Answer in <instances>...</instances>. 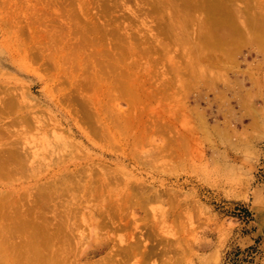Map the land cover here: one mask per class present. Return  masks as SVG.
Wrapping results in <instances>:
<instances>
[{"label": "rangeland", "instance_id": "1", "mask_svg": "<svg viewBox=\"0 0 264 264\" xmlns=\"http://www.w3.org/2000/svg\"><path fill=\"white\" fill-rule=\"evenodd\" d=\"M140 1H142L143 4L142 2L139 3ZM162 1L164 0H147V6L150 5L148 8L146 6V0H0V50L2 49L1 52L4 51V53H6V59L8 57L7 62L6 59H4V53H2V56H0V70H3L5 80L10 81L12 86L14 85L13 87L14 89L16 88L17 94H19L20 89L27 90L29 92L28 100L30 101L27 102V104L31 107L29 108L30 116L32 115L35 117L38 115L39 117L43 118V121L47 127L43 125L42 129H45L46 132H48L47 134H42L39 133V131L41 132L44 130L36 131L38 129V125L34 124L35 122H30L34 119L31 117L32 120H30L28 123L30 126L27 125V128L29 127V129H31L26 134V139L28 140L26 141L24 136L23 138L26 141H24V144L22 142V137L21 139H18L20 143L24 144L23 147L25 149L22 150V148H18L17 145H22L20 143H18L15 148L17 147L16 149L22 159L24 157L23 160L27 163H23L24 166L30 167L31 165L30 168H32V164L33 166L39 164V168L36 167L35 170L41 168L40 171L37 170L38 172H41L39 173L41 175H38V179H34V176L36 178L38 177V173L35 175L33 173L35 170L32 168L33 171H30V169L27 167L29 172L27 171L25 175L22 176L24 177V181L21 180L18 182V180H16L17 182L15 181L14 183H17L18 185H28L30 183L33 186L39 182V184L45 182L49 183L51 180H53L51 182H57L53 183L54 186H49L52 187V193H54V190L57 189L54 193L57 195L52 194L51 198L53 201L55 198L57 201L55 202L61 205L57 208L59 212L67 215L66 210L71 206L70 200H74L73 202L79 200L78 198L81 196L82 192H78L76 190L78 192L77 194L76 191H73L75 188H72V185H69L70 187H68V185H66L67 187L64 186L65 184L72 182L70 178H59L62 180V183H65L63 180L67 182L62 185L61 181L56 179V176L58 175L52 174L60 171L61 168H66V166L69 167V169L74 168V161H79L84 166L93 164V166L96 167L94 168V170L96 169V173L101 174L104 170H109L113 173L117 182L111 186L112 189H115L116 186L125 181L121 189L120 187L116 188H119L118 190H122L125 184L129 183L130 191H132L136 197H139L141 193L153 194L156 192L159 194V198L157 200L154 199L147 202L142 208H140L139 205H134V208L129 209L130 212L132 211L134 213V217L128 216L121 222L124 224V222L129 220V226L127 230L121 233H134V236L137 238L141 237L140 235L142 234V239H139L144 241L146 246L149 245L147 246V249L151 247L150 249L153 251V253L148 259H146L145 264H161L163 262L165 264H264V0H249L250 6L248 7L247 13L240 14L242 17H246L245 14H247L249 17H247L246 20L252 17L254 24H256L258 28L255 27L251 29L250 24L246 23L244 20H240L241 18L238 17V20L246 27V29H243L245 37L248 38L252 35V38L255 37L253 38L254 41L258 42L257 40L260 38L259 36H261V39L259 40L261 42H252L250 37L251 41L243 42L239 48V52L236 54V56H233L236 57L234 58L236 59L234 61H237V67L230 66L228 68V73H225L226 76L228 75V78H231V80L237 78V81L234 82L236 85H230V88L226 86V88L222 81H217V83L214 82L215 84L213 85L215 86L206 84L207 81H205V84L201 83L200 78L204 80L207 78V76L213 74L214 70L218 72V69L214 68L211 70L208 68L207 72L205 73L206 76L201 75L199 78L198 73L204 69V66L200 62H195L194 54L192 55V53L188 55L186 54L187 52H185V54H183L184 56L182 55V57H186L185 55H188L186 58L190 59L187 60L186 58H182L183 61L181 60L178 62L181 65V68L182 66H185L187 63H189L190 60H194L191 62L193 63L191 66H186H189L195 71V74L192 76L190 71L187 70L189 67H187V69L182 67L186 70L181 69V73L183 75H180L184 76L185 78H190L188 80L186 79L187 81H185L193 82V80H195V83L187 95L183 94L182 96V92H179V94L176 93L179 95V98L182 97L181 100L183 99L182 103L185 105L186 113H189L191 116L188 119L185 114L179 113V119L181 121L179 122H184L186 124L190 123L191 126L197 127L194 119L197 116H201L206 121L207 125L203 127V129L197 130L195 138L188 140L186 139L181 143L180 147L178 148L177 159H174L171 156H165L163 158L155 157L154 154L156 151L153 149V147L156 145V143L160 142L158 140L160 136H157L158 134L156 133H154L155 137H153L154 134H152V138L149 140L150 142H147L148 144L144 143L145 141L143 142V144L146 145H142V148L144 147L146 152L141 148V146H138V148H141L140 152L142 153V157L141 153H138L140 155L137 154L139 149L135 148V151H137V155L134 156L136 160L132 161L130 158L124 159L122 154L123 152L127 151V148L124 151L123 147H128L129 145L133 144L131 143V140L127 139L126 136V138L123 136V132H121V134L119 133L120 137L118 134H116L117 136L114 135L123 141L121 145H119V143L118 145L109 143L108 139L102 133H99L98 135H93L91 132L90 134L87 133V124L85 121H82L80 116H77L73 109L78 108V104L72 102V100L59 101V93H57L56 88L60 86L59 89H65L64 92H67V89L65 84L58 86L56 85L55 88H53L54 85L49 79V75L50 73L54 72V70H50L47 64H44L40 60L30 64L32 67L31 70L28 68L21 69L18 67L20 65L18 64L19 57L12 54V41H15H11L13 34H11V32L13 28H15V25L12 24V21H16L17 19L19 21L20 18L22 19V17L25 16L23 17L24 19H22H26L24 23L22 20L19 22L22 21L21 23L25 24V22L27 23L30 21V18L32 17L33 23L31 24V31L33 33H37L38 31L39 34L37 33L36 35H40L39 28L44 31V27L51 29L52 26H55V29L57 30L56 33H59L62 36V42L65 44L63 41L65 39L66 43L71 46H76L82 41L79 33H77L75 30L76 21H78L80 26L83 23L91 27L94 25L95 28L92 35L94 39H99L101 40L100 42H102L97 46L98 50L101 48L106 50L104 51L101 49L104 54L102 53L98 65H101L104 69H106L107 72H111L110 66L112 62L110 61L109 57L105 55V53L110 52L111 50L113 51L114 44L112 43L118 42V50L123 48L121 45H119V41L121 40L122 42L125 41V43L129 42L128 44L130 45L137 43V47L139 43L141 45L143 43L144 46L142 47H148V45H151L153 42L155 43L157 41L156 39H151L152 33H154L152 38L157 35L158 38L160 37L159 40L161 39V42L155 43V45L158 46L157 48L160 49V45L162 43L169 42L166 44V46L170 49V53L172 55L177 53L176 56L179 58L178 60H180V51L182 50V52H184L183 49L187 47L185 44V46L182 44L184 42L180 43L181 46L179 43L177 44L179 48L175 45V43L170 44L171 41L174 42V38H170L168 33H170V35L171 33H175L174 30L169 26V17L173 13V9L170 8L171 5L170 7L169 4L167 6V2L169 3V0H166V3ZM160 2L162 3L160 4ZM154 3L155 6H153ZM163 3L165 4V7ZM244 3V0L235 1V4L239 8H243ZM81 6L86 8L85 10L89 9L87 14L82 13ZM157 6L159 7L158 10H156L158 8ZM146 7L149 9L148 11ZM154 7L156 8L154 9ZM137 8H141L143 11H138ZM132 9H135V12ZM19 10H21L22 13L17 12L20 16L17 17L18 15L15 11ZM132 11L137 15L133 14ZM151 11L152 15L150 18ZM146 16L148 18H146ZM4 17L6 21L3 20ZM9 17H11L12 21ZM200 17L201 15L198 11L194 12V14L192 13V21H190L191 24L195 26V23L198 22ZM2 20L9 22V25L12 27V29H9L8 31V24L5 22L4 24ZM46 20H48L49 25L46 24ZM167 20L168 22H165ZM146 22H148V25L151 22L152 24L147 27V24H145ZM97 24L98 27L96 26ZM143 24L146 26L142 27ZM61 25H70L71 30L63 32L60 27ZM117 25H120L121 29H119L120 26L118 27ZM165 25L170 27L171 30L169 28L168 29L170 31H168V29L165 30ZM172 30L173 32H171ZM111 31H115L116 34L111 35ZM120 31L122 33H120ZM6 34L10 37L6 36ZM119 34H121V36ZM255 34H257L258 37ZM27 35L29 34L24 35L21 39L23 41L28 40ZM117 35L119 36L117 37ZM126 35L130 38H128ZM2 36H4L5 39ZM126 38L127 40H130L127 41L125 40ZM39 40H41V35ZM176 40L178 39L175 38V41ZM1 42H3V44ZM84 43V49H81V51L79 50V57L80 59L82 57V62H84L88 54V56H91V62H93V55L97 49L96 45L94 43H89L87 39ZM140 44L138 47L139 50L136 49V54L131 57H129L128 54V58L127 60H124L126 62H123V65L128 67L131 62L136 61L137 64L141 63L144 65L142 66L143 69L145 68L146 63L148 64L152 61L151 58L153 61L156 60L155 64H153V62H151L152 64L150 63V65H152L150 68L152 69H150V74L147 77H145L146 68L142 70L139 67L140 65H137L138 69L140 68L139 73L137 72L138 75L141 74L144 79L147 78L150 82V85L152 84L151 88L148 86V89H152L154 86L158 85L157 81L161 82V78L163 79L164 75L166 78L168 77L167 79H170L167 75H172V73L169 69V62H166L169 59L165 60L166 57L163 59V55H158L159 51L161 50H157L155 53L152 52L151 57L149 58L150 62H146L149 59L147 58L145 61V55H142L140 52V50H145V48H142ZM122 45L124 46L125 44L122 43ZM60 48L66 49L67 51L69 50L65 45L61 43L58 44L57 42L54 43V40H51L50 38L48 40H41L38 44V49L41 50L43 55H50L52 52L53 56H56L57 53H59L57 50ZM72 50L73 49L70 51ZM62 56L64 55L61 54L60 59H62ZM185 60L187 61L186 64H184ZM40 62L43 64L41 65ZM67 64L68 63H66V65ZM73 64H75V61H73ZM120 65L122 66V64ZM101 66L100 68L104 70ZM164 68H166V72ZM167 68L170 71L169 73H167ZM123 70L124 69L122 68V71ZM71 71L73 75L77 77L82 75V71L77 70L76 68ZM183 71L187 73L185 74ZM116 72L118 71L116 70ZM159 72L164 75L162 76ZM124 73H126L125 70ZM156 73L159 74L157 75ZM159 76L161 77L159 78ZM172 76L170 77L172 78ZM45 77L48 78L46 79ZM165 77L164 79H166ZM11 78H13V81H11ZM181 78L182 80L184 79L183 77ZM177 82L179 83V81ZM177 85L178 84H174V86L169 88H173V90H179V85ZM63 86H65V88H63ZM169 88L167 90H169ZM173 90H169L168 92L171 93ZM234 90H236V93L233 94ZM221 95L225 96L226 100H222L220 98ZM97 100L99 101L100 99L97 97ZM121 102L123 103H120L119 107H121V109H125V102ZM90 105L91 103L86 104V106ZM170 105L175 107V109H173L174 111H180L178 106L176 107L178 104L175 105L171 103ZM138 106H142V104H139ZM104 109L105 108L103 107L102 110ZM73 113H75V115H73ZM45 118L48 119L47 122ZM188 120L190 121L189 123ZM53 121H55V123H53ZM51 122L53 124H51ZM179 122L177 123V127L180 126L181 129L182 125L179 124ZM52 128L56 131V133L58 132L57 134L62 132V135L68 142V145L61 144V141H59L56 137L54 138L56 133ZM56 128H59V130H56ZM15 129L17 130H15L16 132L20 131V129L18 130L17 127ZM51 131L54 135L50 137ZM174 131L177 130L174 129L171 133L175 134ZM12 138L14 139V137ZM193 139H197V142H193ZM3 141L6 144L9 143L6 139ZM5 143L3 145H6ZM59 143L61 145H59V147L64 149L67 147L68 150L72 149V151L68 152L67 149L65 151L64 149L61 150V148L57 149L56 146ZM108 143L110 146H108ZM2 144L0 143V145ZM48 144L51 146L52 144L56 145H53L55 147H52L53 149H51V146H48ZM6 146H8V144ZM40 147H44V151H47V154L49 150L54 151L55 148L56 150L53 153L56 155L55 152L58 150L59 156L57 154L58 157H54L52 152L46 155L42 153L43 150H41V152L39 151L41 149ZM21 150L22 153H20ZM26 150L30 152V154L34 152L33 154L35 155V153L38 152L37 154H41V157H43V155L45 156L40 159L39 155L36 154V160V155L33 156L34 159L32 158V155H27L26 157L29 160L33 159L31 161V163H33L31 164L24 156ZM70 152H74V154L79 155L81 160L74 159V161H72L73 158L78 156L75 155L73 158H70L73 154L71 153V155H69ZM126 153H128V151ZM144 154L147 155L144 156ZM86 155L87 158L85 157ZM55 158H58L59 160ZM69 158L72 162L69 161ZM137 158L141 160H138ZM60 160H63L64 163L62 161V164H60ZM40 161L42 163L47 161L44 163V165L42 164L43 167L45 164L48 165L42 168L41 163H38ZM24 170H26V168H24ZM48 170H50V173ZM82 176L83 181L85 179V175ZM76 177L74 179L78 180V177ZM96 177L99 176L96 175ZM28 178L31 180H28ZM82 181H80L81 184H83L86 180H84V182ZM5 183L7 184V182ZM51 184L52 183H49L48 185ZM56 184H61V186H57ZM64 187L66 188L64 189ZM49 189L46 187V192H48ZM59 190L62 192L68 191L66 192L68 194L65 196V194L59 193ZM69 190L73 191L72 195L69 193ZM58 193L61 195L60 197L58 196ZM76 194L79 196L76 197ZM69 196L73 198L68 201V198H70ZM102 196L105 197L107 195ZM17 198L19 199V203L27 202L25 203V206L29 201L33 202L32 200H35L29 197L28 200L24 201L22 199V195H19ZM60 199L61 201L63 199V201L60 202ZM87 200L88 199L82 197L79 201L81 202L79 208L80 212L84 211L81 212L82 214L88 213L91 209H93L89 208V205L95 200H89V202ZM55 202L54 204L58 206L59 204H56ZM64 202L66 205L67 203L69 204L66 206ZM62 203H64V205H62ZM55 205L53 207L55 209H53V205H50L49 203L48 208H52L54 210L52 211L56 214L59 212L58 210L57 212L55 211L57 207H55ZM62 206L63 209L66 206V210L64 209L65 211L62 210ZM49 210L51 212V209ZM50 212H45L47 213V216H50L49 218L47 217L48 219H51V216L56 217V219H58L57 216H62L61 214L55 215L54 213L51 212V214ZM163 213H165L164 216H162ZM86 216L88 217V215ZM64 217L65 215L61 217V219ZM162 218H165V220ZM160 219H162V221H160ZM95 220H97V218H92V221L95 222ZM69 221V219H67V221L64 220L66 224ZM84 221H82L83 224H81L82 222L80 223L79 228H73L72 231L69 230L71 225L70 222L72 221H70L67 225V228L69 227L68 230L70 231L68 232V230H66L68 235L72 232L73 236L71 234L72 237L69 238V240L71 239V242L67 243L66 245H75L74 249L72 246V249H70V252L73 250L74 255L82 257L87 251L101 243V241L111 240V245H118L117 242L119 235L117 233L119 232L112 233L102 229L96 234L95 230L93 229L94 226H91L90 220L87 218L86 221ZM115 221L118 222L119 219L116 218ZM79 222L80 221H78V223ZM80 233L83 234L81 235ZM16 240L20 241V238L16 237ZM57 244L61 245L60 242ZM19 249L20 247L18 246L16 248V252H18ZM156 252L159 254H156ZM95 257L92 258L99 259L98 255ZM88 259L89 256L80 258V263L84 264ZM93 259L91 260L93 261ZM114 264H116V262H114ZM125 264H137V262L134 258H130L126 260Z\"/></svg>", "mask_w": 264, "mask_h": 264}, {"label": "bare ground", "instance_id": "2", "mask_svg": "<svg viewBox=\"0 0 264 264\" xmlns=\"http://www.w3.org/2000/svg\"><path fill=\"white\" fill-rule=\"evenodd\" d=\"M235 1L236 0H169V3L167 2V6L169 4V7L171 5L170 8L173 9V13L169 17L170 19L169 26L175 32V33H171V35L173 36H171L170 33H168V36H170V38L172 37L174 38L173 39L174 42H172L170 39L171 41L170 44L175 43V45L177 46L178 43L180 44L184 42L182 44L183 45L185 44L187 48L183 49L184 52H182V50L180 51L181 53L179 54V56L181 58L180 60H178L179 58L176 56L177 53H174L172 55L170 53V49L166 46V44H168L169 42L168 43L164 42L162 44L160 43L161 44V45L159 44L160 49L157 48L158 46H156L155 43L161 42L160 41L161 39L159 40L160 37L158 38L157 35H155L152 38V35L154 33H152L151 35V39L157 40L155 43L153 42L154 45L152 43L151 45H148V47H142L144 46L143 43L142 45L139 43L142 48H145V50H140L141 54L145 55V61L147 58L149 59L151 57L152 52L155 53L157 52V50L158 51L161 50L159 51L158 55H163V59L164 57H166L165 60L169 59L166 62H169V69L173 76L169 74L167 76H169L170 79H167L168 77L166 78L164 74L159 72L162 76L164 75V77L167 80L164 79V77L163 79L161 78V82L157 81L158 85L156 86L153 85L154 87L152 86L153 87L152 89H148L149 87L151 88V85H152V84L150 85L149 80L147 78L144 79L143 76H141V74L138 75L140 68L142 69V66L144 65H142L141 63L137 64L136 61L131 62V64L129 63L130 65H128V67L123 65V62H126L124 60L125 59L127 60L128 58V54H129V57L134 56V54H136V49H138L139 47V44L137 47V43L134 45H130L128 44L129 42L125 43V41L122 42L121 40L119 41L120 42L119 45L123 47L121 48V50H118L119 48L117 44L118 42L112 43L114 44L113 51L111 50V46H112L111 45L110 50L112 52L109 50L110 52L105 53V55L109 57L110 61L112 62L110 66L111 72H107L106 69H104L101 65L100 66L104 70L100 68L98 64H99V59L103 53L101 49L103 48L99 49L100 51L98 50L97 46L99 45V43H102V42H100L101 40L99 39H98L99 41L94 39L92 35V33L94 32V28H95L94 25H92L93 27H91L83 23L84 24V27H83V24H81L80 26L78 24V21L75 22V30L77 33H79L80 38L82 40L76 46L68 45L65 39L63 40L65 42L64 44L62 42V36L59 33H56L57 30L55 29V26L51 25L52 26V27L50 26L51 29L44 27L45 28L44 31H42L39 28L41 40H44V39L48 40L50 38L51 40H54V43L56 42L58 44L61 43L65 45L66 48L69 49L68 50L69 52L63 48L58 49L57 51L59 53H57L56 56H53L52 52L50 55H43L41 50L38 49V44L41 41L39 40L40 35L39 36L36 35L38 31L37 33H33L31 31V24L33 23V18L31 17L30 21H28L27 23L25 22V24H23L26 19L25 20H22V19H24L23 17L25 16H23L22 19L21 18L19 19V21L22 20L23 23H21L22 21L19 22L17 18H16L17 19L16 21L15 20L12 21L11 19L12 16H11L9 18L11 19L12 24L15 25V28H13L11 32V34L12 33L14 34V36L12 34L11 41L15 40V41H12L13 42L12 54L19 57L18 64L20 65L18 67L21 69L28 68L31 70L32 67L30 66V64L36 62L37 60H40L44 64H47L50 70L51 69L54 70V72L50 73L49 75V79L54 85L53 88H55L56 85L58 86L61 84H65L66 89H67V92H64L65 89H59L60 86L56 88L57 93H59V98H60L59 101H63V100L71 101L72 100V102H75L78 104V108H73V109H74V112L77 114V116H80L82 121H85V123L87 124L88 126L87 127L88 131H86L87 133L90 134L91 132V134L93 135H98L99 133H102L108 139L109 143H113V145H118L119 143V145H121L123 141L120 140L119 137H120L121 132H123L125 134V135L123 134V136L124 137L126 136L127 139L131 140V143L133 144V145H129V142H128V145H129L128 147L122 146L124 151L126 148L128 151V153H126L127 151L123 152L122 156L124 159L130 158L132 161L136 160L134 156H136L138 153H141L140 150L142 148V145L144 146L146 145V144H143V142L145 141L144 143H147V142L149 143L150 142L149 140L152 138V134L154 133L158 134L157 136H160L159 137L160 139L156 137L158 138L160 142L156 143V145L153 147V149L156 151V153L154 154L155 157L163 158L165 156H171L172 158L177 159L178 148L180 147L181 143L186 139L188 140V139L195 138L196 137L195 134H197V130L203 129V127L207 125L206 121L201 116H197L194 119L195 124H197V127L191 126V124L189 123L190 122L189 120H188V123L190 124V127H189V124H186L184 122L180 123L181 121L179 119L180 118L179 113L185 114L186 117H188V119L191 116L189 115V113L188 114L186 113L185 105L184 103H182L183 99L181 100L182 97L179 98V95L177 94H179V92L180 93L182 92V96L183 94L187 95L190 92L191 87L195 83L194 82L195 80H193V82H186L190 78L189 77L185 78L184 76H182L183 74L181 73V69H183L184 67L187 69V67L189 66H186V65L191 66L193 64L191 62H193L194 60L195 62H200L204 66V69H202V71L198 73L199 78H200L201 75L206 76L205 73L207 72L208 68L211 70H213L214 68H217L218 72L214 70L213 74L207 76V78H205L204 80L200 78V82L205 84L206 83L205 81H207L206 84L215 86L213 84L217 83V81H222L225 87L227 86L228 88H230V85L233 86L234 82L237 81V78L234 77L235 79L233 78L234 80H231V78L227 77L228 75L226 76L225 72L228 73V70H229L228 68L230 66L237 67L236 65L237 61H234L236 60L234 59L236 57H233V56H236V54L239 52V48L243 42L245 41L250 42L251 40L252 42H255L253 39L255 37L252 38V35L251 36L248 35L251 37V40H250V37L248 38L245 37L243 29H246V27L243 25L242 22L238 20V17H240L241 18L240 20H244L246 23L250 24L251 29L257 27V25L254 24V20L252 19V17L246 20V18L249 17L247 14H245L246 17L240 16V14L242 13H247L248 7L250 6V3H249L250 1L244 0L245 3H244L243 8H239L235 4ZM141 2L142 1H140L139 3ZM162 2L166 3V0ZM162 2H160V4ZM146 3L144 4H146L147 6L148 5L147 0H146ZM153 6H155V3ZM147 7L149 8L150 5ZM164 7H165V4H164ZM148 8H147V11L149 10ZM155 8L156 7H154V9ZM85 9L86 8H83V7L81 8L82 13L87 14L89 9L87 10ZM158 9L159 7L156 10ZM132 10L135 12V9H132ZM139 10L143 11V9L141 8L138 9V11ZM197 11L201 15V17L198 20V22L196 21L197 23H195L196 25L194 26L191 24L190 21H192L191 19L192 13L194 14V12H197ZM15 12L18 15V13H20L21 10L15 11ZM134 12L133 14H135ZM151 15H152V11L150 14V18H151ZM17 17H20V16L18 15ZM148 17L146 16V18ZM3 20H5V17ZM3 20L2 22L4 23L6 20L5 21ZM165 22H168V20ZM5 23H7L9 26L8 31L9 29H12V27H10L9 25V22H5ZM46 24L49 25L48 20H46ZM145 24H147V27H149V25L152 24V22L149 23V25H148V22H146ZM145 24H143L142 27L146 26ZM166 25L164 29L165 30H167L168 28L170 29V27ZM96 26L98 27V24ZM117 26L119 27L120 25H117ZM60 27L63 32H67L71 30L70 25L68 26L61 25ZM105 27H106V23H105ZM119 29H121V26ZM169 29L168 31L171 30ZM173 30L171 32H173ZM111 32H112L111 35L116 34L115 31H111ZM120 33L122 32L120 31ZM26 34H29L27 35L28 40L23 41L21 38ZM119 35L121 36V34ZM119 35H117V37ZM255 35L257 36V34ZM6 36H9V35L6 34ZM155 37H157L158 39ZM259 37L260 38L258 40L256 39L258 42H255V43L261 42L259 41L261 39V36ZM175 38L178 40L175 41ZM86 39L88 40L89 43H94L97 48L93 55V62H91V56H88V54L84 62H82V57L81 59L79 57V50L81 51V49H84V45H85L84 42ZM117 40H120V39H117ZM125 40H127V38ZM1 43L3 44V42ZM122 43L125 45L123 46ZM177 47L179 48V46ZM71 49L73 50L70 51ZM185 52H187L186 54L188 55H190V53H192V55L194 54V60L193 61L190 60L189 63H187V61L185 60L186 62L184 61V64L186 63L187 64L185 66H182L183 68L182 67L180 68L181 65L178 62H180L181 60L183 61L182 58L185 59L188 56V55H185L186 57H182V55L185 54ZM2 53H4V51L0 53V56H2ZM4 54H5L4 59H6V53ZM61 54L66 57L62 56V59H60ZM7 59L6 61L8 62ZM186 59L189 60L190 58H186ZM151 60H152L151 62L155 64L156 60L153 61L152 58ZM73 61H75V64H73ZM146 62H150V59L147 60ZM66 63L68 64L66 65ZM150 63L145 64L146 69L143 68L146 70L145 77L149 76L150 69H152L150 68V66L152 67ZM120 64H122V66ZM137 65L138 66L140 65L139 69ZM121 67L126 71V73H124V70L122 71ZM74 68L82 71V75L80 77L73 75L71 70H74ZM135 68H137L138 71ZM169 69L167 70L168 71L167 73L170 72ZM186 69H183V70H186ZM116 70L118 72H116ZM164 70L166 72V68H164ZM187 70L190 71V74L192 76L193 74H195V71L191 69L190 67ZM191 70H193L194 72ZM159 73H156V74L158 75ZM186 73L187 72H185V74ZM0 74L2 76V77L0 76V95H2L0 96V140H1L0 143L2 144L4 142L3 140L5 139L9 142L7 143L8 146H6L7 144L5 142L4 143L6 145H3L4 143L0 145V264H81L80 258H84L87 256H89V259L87 260V262H85L86 264H114V262H116V264H125L126 260L130 258H134L137 264H145L146 259H148L153 253V251L150 249L151 247L147 249V246L149 245L146 246V243L140 240L142 239V234L140 235L141 237H139L140 238L139 239L134 236L135 235L134 233H130V234L121 233L127 230L129 226L128 224L129 220L124 222V224H122L121 222L124 220V218L128 216L134 217V213L132 211L131 212L129 211L130 208H134L133 207L134 205H139V207L142 208L147 202L152 201L154 199L157 200L159 198L158 197L159 194H157L156 192L153 194L141 193L139 197H136V195L132 191H130L129 183H126L122 190H118L119 188L117 189L116 187H120L121 189L125 181H123L121 184L116 186L115 189L114 188L112 189L111 186L115 184L117 180L111 171L104 170L101 174L96 173V169L94 170V168L96 167L93 166V164H90L87 166L85 165L86 166L85 167L79 161L77 162L74 161V159L81 160L79 155L74 154V152H70L69 154V155H71V153L74 154V155L72 154L73 156L71 155V157L69 156L70 158H73L75 155L78 156L76 158H73L72 160L75 162L73 164L74 168L69 169V167L66 166V168H61L60 171H57L56 173L52 174V175L54 174L58 175L56 176L57 180H60L63 178H66V179L70 178L72 182H69L68 184L66 181L63 180V182L67 183L65 184V183H62V180H60L61 184L62 185L65 184L64 186L68 185V187L72 185L71 187L75 188V190L73 191L77 190L78 192L79 191L82 192L81 196L78 198L79 200H76L75 202H73L74 200L71 201L70 199H72L73 197L69 196L70 198H68V201L70 200L71 206L67 210L65 208L69 203H67L66 205L65 203L66 201L64 202L66 205L64 209L66 210L67 215L63 214L62 212L61 213L59 212L57 208L61 205L59 203H56L57 201L55 200V198H54V201L51 198L52 194L57 195V194H54L57 189L54 190V193H52L53 192L52 187H49V186H52L53 183H57V182H51L53 180L51 181L49 180L50 181L49 183H52L51 185H48L49 184L48 182L41 183L42 184L41 185L39 184L40 183L39 182L33 186L30 183L28 185H18L17 183H14L16 180H18V182L21 180L24 181L23 180L24 177L22 176H24L25 173L29 169L30 171H33V169L35 170L36 167L39 168V164H37L36 162L35 163L37 165L36 166L34 165L35 168L32 164L33 162L31 163V161L34 159L33 156H35L38 152L35 153L34 155L33 154L34 152L30 154V152H28L27 150L25 151L26 153H28V154L25 153L24 155L25 157L27 155L29 156L32 155V158H33L32 160H29L26 157L27 160L32 164V168H33L32 169L30 168L31 165L30 167L24 166V164H27V163L26 161L24 162L23 160L24 157L22 159V157L18 153L16 149L17 147L15 148V146L18 143H20L18 139H21V137L23 138L25 136L24 137L25 140L26 141L28 140L26 139L27 137L26 134L31 129H29V127L27 128V125H29L28 124L29 121L32 120L31 117H33L34 119L30 122H33V123L35 122L34 124L38 125L37 127L38 129L36 128L37 129L36 131L44 130L45 132L39 131V133H42V134L43 133L47 134L48 132H46L45 129H42L43 125H45L43 118L39 117L38 115L35 117L32 115L30 116L29 108L31 107L30 105L27 104V102L30 101L28 100L29 92L27 90L20 89L19 94H17L16 88L14 89L13 87L14 85L12 86L10 81L5 80L3 70H0ZM170 76H172V78ZM160 77L161 76H159V78ZM181 77L184 78L183 79L184 81L182 80ZM45 78L47 79L48 77H45ZM127 78H128V83H127ZM11 79H12L11 81H13V78ZM177 81H179V83ZM174 84L179 85V86L177 85L179 87V90L175 89L177 90L175 91L173 90V88L172 89L169 88V87L174 86ZM234 85H236V83ZM63 88H65V86H63ZM168 88L169 90H173L175 92L171 91V93H169L168 92L169 90H167ZM235 91L236 90H234L233 94L236 93ZM97 97L100 99L99 101L97 100ZM220 98L222 100H226L225 96L221 95ZM121 101L125 102V105H126L125 109H121V107H119L120 103H123ZM88 103H91V105L86 106V104ZM171 103L175 105L178 104L176 105V107L178 106L180 111L178 112L177 110L174 111L173 109H175V107L171 106L170 105ZM139 104H142V106H138ZM103 107L106 110L105 109L102 110ZM75 113H73V115H75ZM47 120L48 119H46V122ZM178 122L179 124L182 125L181 129H180V126L177 127ZM53 123H55V121H53ZM53 123L51 122V124ZM16 127L18 128V130L20 129V131L16 132L17 131L15 129ZM57 129L59 130V128H56V130ZM174 129L177 130V131H174L175 134L171 133ZM52 131H51L50 137L54 135L52 134L53 133ZM57 133L54 135V138L56 137L59 141H61L62 142L61 144L68 145V142L64 139L62 132H60L59 134ZM116 134H118L119 137H116L117 136ZM12 137H14V139ZM153 137H155V134ZM24 138L22 139L23 141L22 140L21 141L25 144L26 141L24 140ZM9 139H13V140H9ZM193 142H197V139L196 140L193 139ZM23 143H20L22 145H17L18 148H22V150L25 149L23 147L24 145ZM33 143H34V140H33ZM109 143H108V146H110ZM53 145H56V144H52V146L48 144V146H51V149H53L52 147H55ZM59 145L60 143L56 146L57 149L58 148L59 149L61 148V150L64 149L62 147H59ZM26 146H27V143H26ZM138 146L139 147L141 146V148H138ZM43 148H41L39 151L40 152L41 150L44 151L45 148L44 149ZM135 148L139 149L138 152L135 151ZM66 149H64V151ZM142 149H144V147ZM22 150L20 151V153H22ZM47 150H48V147H47ZM55 150L56 149L54 148V151ZM43 151L42 153L46 155L52 152V155L54 157H56L57 154L59 156L58 150L57 152H55L56 155H54L53 153L54 151L52 150L51 151L49 150L48 154H47V151H44V152ZM67 151L68 152L72 151V149L70 150L67 149ZM37 155L35 156L36 160H37ZM145 155L147 154H144V156ZM41 156L42 155L40 154L39 155L40 159L43 158L45 155H43V157ZM85 157L87 158V155ZM141 157H142V153H141ZM70 158H69V161L71 160ZM55 159L59 160L58 158H55ZM138 160H141V159H138ZM62 161L60 160L61 162L60 164H62ZM45 162L47 161H44L43 163L40 161L38 163H41V166H42V164L44 165ZM47 165L45 164L44 167H46ZM44 167L42 166V168ZM24 168H26V170H24ZM40 169H37V170L40 171ZM35 171H33L35 175L36 173H38L37 176L41 175L39 174L41 172H38V171L35 172ZM49 171L50 170H48V172ZM82 175H85V179H84L86 180L85 182L84 180L82 181L83 179ZM96 175L99 177H96ZM76 176L78 177V180L74 179ZM38 178L39 176L37 178L34 176V179H38ZM28 180H31V179L28 178ZM74 180L77 182H75ZM80 181L84 183L81 184ZM5 182H7V184L9 182L11 183L7 185ZM61 184L59 185L61 186ZM46 187H48V189L50 188L52 191L49 189L48 192H46L45 190ZM66 187H64V189ZM49 191L51 192V194ZM62 191H60L59 193L65 194V196L66 194H68L66 193L68 191L66 192L65 191L62 192ZM69 191H70L69 193H71L72 195L73 191L71 190ZM77 191L76 193L78 194ZM59 193H58V196L60 197L61 195H59ZM77 194H76V197L80 195V193L79 195ZM19 195H22V199L24 201L28 200L29 197L35 200H32L33 202L29 201L28 204L29 203L31 204L29 205L27 204L25 206V203L27 202L19 203V199L17 198ZM102 195H107L108 197L107 196L103 197ZM82 197L88 199L87 200L88 202L89 200H95L92 204L89 205L90 206L89 208H93V209L90 210L88 208L90 211L88 210L89 212L85 213L86 215H88V217L84 213L83 214L81 213L84 211L80 212V209H79L81 205V202L79 201ZM59 201L62 202L63 199L62 201L61 199ZM54 202L59 205L58 206L55 205ZM49 203L50 205H53L52 208L54 207V205L55 207L57 206L55 211L57 212L58 210L59 213L55 214L53 212L54 211L53 209L55 208L53 209L48 208ZM64 203H62V205H64ZM61 208L62 210H64L63 206ZM46 209L47 210L51 209V212L54 213L55 215L61 214L62 215L61 217H63L64 215L65 217L61 219L60 216H57L58 219H56V217L51 216V219H48L50 216L49 215L47 216V213L45 212H50V210L47 211ZM164 214L165 213H163L162 216H164ZM87 218L88 220H90L91 226H94L93 229L95 230L96 234L102 229H105V231L112 232V233L119 232L117 233L119 235L118 242H117L118 245L117 246L111 245L112 243L111 240L101 241V243L97 244V246L87 251L82 257L81 256L78 257L77 255H74L73 250L70 252V249H72L71 246L74 249L75 245L74 244L73 245L70 244L69 246L66 245L67 243L71 242V239L69 240V238L73 236L72 232L69 234L70 236L68 235V232H70L69 230L72 231L73 228H77V227L79 228L80 223L84 220L86 221ZM92 218H97V220H95L94 222L92 221ZM116 218L119 219L118 222L115 221ZM67 219L72 221V222L69 221L71 224L70 229L69 227L67 228V225L69 224V222H67V224L66 222H64V220L67 221ZM162 219L165 220V218H162ZM162 219H160V221H162ZM78 221L80 222L78 223ZM81 224H83V222ZM66 230H68V232ZM80 234L82 235L83 233H80ZM16 237L20 238V241H17ZM58 242H60L61 245H58L57 244ZM18 246L20 247V249L18 252H16V248ZM157 253L158 252H156V254ZM97 255L99 259L92 258ZM91 259H93V261ZM161 264H165V263L163 262Z\"/></svg>", "mask_w": 264, "mask_h": 264}]
</instances>
